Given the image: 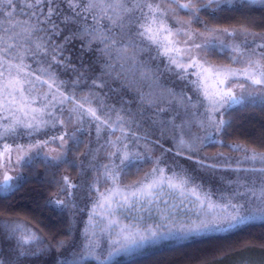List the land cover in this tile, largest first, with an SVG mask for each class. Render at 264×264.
<instances>
[{
    "label": "snow or ice",
    "instance_id": "6c2138e0",
    "mask_svg": "<svg viewBox=\"0 0 264 264\" xmlns=\"http://www.w3.org/2000/svg\"><path fill=\"white\" fill-rule=\"evenodd\" d=\"M229 12L241 17L229 27L201 19L218 21ZM218 49L227 64L209 62ZM254 104L264 108V0H0V194L18 190L22 171L37 164L58 189L46 201L54 210L75 209L82 186L89 196L96 191L79 241L71 225L67 241L46 243L21 220L0 221V264H111L121 253L168 237L264 222V150L227 145L241 157L235 166L220 153L213 162L192 155L227 133L230 110ZM85 128L89 145L82 155L104 151L109 163L102 172L92 164L90 185L84 161L83 184L56 179L61 167H77L69 156L79 150ZM217 161L236 174L227 180L236 187L223 204L206 187L221 170ZM145 164L150 172L122 185ZM177 195L174 209L182 210L185 201L198 205L196 218L179 231L167 224L120 226L121 216L151 212L154 204L168 205L164 197ZM97 229L108 237L107 250ZM53 249L57 255L50 260Z\"/></svg>",
    "mask_w": 264,
    "mask_h": 264
},
{
    "label": "trees",
    "instance_id": "16d2710c",
    "mask_svg": "<svg viewBox=\"0 0 264 264\" xmlns=\"http://www.w3.org/2000/svg\"><path fill=\"white\" fill-rule=\"evenodd\" d=\"M253 15L259 22V14L254 13ZM240 18L238 12L220 14L218 21H209L207 16L201 17L210 27L216 26L217 23L222 27H229L238 23ZM199 27H202V25ZM256 30L259 31V28ZM76 45L79 46L78 41ZM228 120L231 126L228 128L227 133H222L216 137L215 141H208L201 152L192 154L194 157L205 158L206 155L232 152L227 145L233 144H243L250 148L256 147L257 150H264L260 148V140L264 137V108H261L258 104L235 106L230 110ZM193 131L199 132V129L194 128ZM87 133L88 130L85 128L82 137L83 143L78 151L69 156V160L75 161L77 167H61L56 171V179L68 176L73 182L83 184V174L80 173L79 164L80 161H84V167L88 171L86 181L90 185L96 179V172L92 170V164H95L102 172V165L109 163L104 151L93 153L95 159H93V156L85 157L82 155L88 150L86 147L89 145ZM199 134L203 136L205 133L199 132ZM169 144L170 141H167L165 146L167 147ZM91 146L96 147L94 133ZM158 155H160V152L156 151L153 159ZM180 159L182 162H189ZM116 163H119V161H116ZM147 166L148 164H145L139 172L133 169L129 175L122 178L123 182H134L139 175L143 176L145 173L150 172L152 165ZM22 175L25 179L20 182L18 190L0 194V213H2L0 214V221L21 220L42 236L46 243L67 241L68 236L65 231L70 225L73 230V237L75 239L80 237L84 223L88 218V210L92 206L91 202L96 198L95 188L92 190V195L89 196L88 188L82 186L77 190L76 208H69L61 212L46 205V201L52 198L53 193L58 190L52 183L51 173H45L44 169L37 164L31 172L23 170ZM164 199L168 200V205L160 203L158 204L160 206L153 208L151 212H133L130 215L121 216L120 226L136 230L137 228H155L157 224H167L174 226V230L179 231L181 224H189L196 218V210L191 212V210L188 211L190 209L188 207L181 206L182 210L172 207V205L179 204L180 198L178 195L176 199L167 196ZM81 209L85 210L81 211ZM141 216L143 219H140ZM162 216L167 218L162 219ZM97 219H100V217L98 216ZM160 231L166 232L167 228H161ZM97 234L106 241L107 245L103 248L107 250L108 237L102 235L99 229H97ZM116 238L115 233H113L112 239ZM160 241L162 242L146 245L127 254L121 253L112 258L111 264H241L242 261L249 258H256L259 261L264 260V222L257 220L241 225L229 232L201 233L187 237L175 236ZM56 255L57 253L53 249L49 259H54Z\"/></svg>",
    "mask_w": 264,
    "mask_h": 264
},
{
    "label": "rangeland",
    "instance_id": "374dc122",
    "mask_svg": "<svg viewBox=\"0 0 264 264\" xmlns=\"http://www.w3.org/2000/svg\"><path fill=\"white\" fill-rule=\"evenodd\" d=\"M208 59H209V62L210 63L215 64V65H225V64L228 63L227 54L224 53L220 49H218L217 52L214 53L213 55L209 56ZM237 91H238V89H237ZM46 151H47V149H46ZM220 154H223V156L228 157L229 158V161L228 162H231L233 164V166H235V161L237 159H240L241 158L240 155L238 153H235V152H225V153L224 152H220ZM214 156H216V154L215 155H206L205 158H208V161L207 162H213L211 158L214 157ZM217 162L220 163L222 165V167H224L225 166V163H226L224 161H217ZM182 163L185 166H188V167L192 166V162L191 161H189V162H182ZM150 166H151V164H148L147 167H150ZM145 170H147V169H145ZM201 175H206V173H201ZM241 175H243V174H241ZM143 176H140L139 175V177H138V179L136 181L141 180L143 178ZM228 179H232L233 181H235L236 180V174L231 173V172H223L222 170H218L216 172V174H215V182L212 183L211 185H206V187H211V189H212V191L214 193V197L213 198H214V200H216L217 203H220V204L227 203L228 199L233 194V189H235L236 184L234 183L231 187H229V185L227 183V180ZM136 181H134V182H132V181L131 182H123V180H122L121 183H122V185H133V184L136 183ZM125 183H127V184H125ZM100 186H102L100 188V191H104L105 188L107 187V185H105L103 183V179L100 180L99 187ZM179 204H180V201H179ZM185 205H187V201H185L184 202V205H181V206H184L185 208H187V207L190 208L188 211L191 210V212H192V210L193 211L194 210L198 211V205H196V206H193V205H187V206H185ZM158 206H160V205H157V204L152 205L151 210L153 208L158 207ZM145 211H147V210H145ZM257 221H259V220H257ZM76 240L79 241L80 240V237H77ZM160 242H162V241L158 240L156 242V244L157 243H160ZM106 245H107L106 244V241L103 240V245L102 246L104 247ZM252 260H255V261L259 262V260H257L256 258H253Z\"/></svg>",
    "mask_w": 264,
    "mask_h": 264
}]
</instances>
